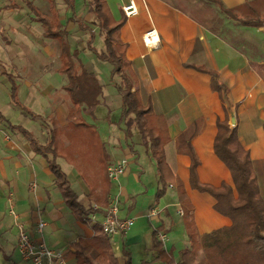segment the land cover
Here are the masks:
<instances>
[{
  "label": "crops",
  "instance_id": "crops-1",
  "mask_svg": "<svg viewBox=\"0 0 264 264\" xmlns=\"http://www.w3.org/2000/svg\"><path fill=\"white\" fill-rule=\"evenodd\" d=\"M19 1L0 0V115L5 119L0 117V264L30 262L22 260L18 250L19 233L11 204L17 213L26 216L27 227L35 238L54 248L64 249L67 263L76 264L71 254L73 242L79 238H91L94 234L93 226L83 223L82 218L77 217L65 203L45 158L33 150L30 140L22 131L9 128L6 121L23 126L42 143L49 140L51 131L55 129L58 163L67 173L77 193L74 183L81 188V193H78L79 201L86 208L97 204L103 213L117 197L121 216L139 214L142 217H138L136 223L145 216L150 223L145 225L150 227V231L158 229L167 235L164 247L167 251L172 250L174 258L178 260L179 252L189 242L182 213L179 223L182 233L176 240L173 237L170 239L173 228L179 225L174 220L173 208L177 207L176 213L182 211L176 182L168 184V192L159 203L140 206L138 197L142 193L154 196L158 187L157 172L150 181L144 180L146 166L139 165L142 155L149 156L150 152L142 143V137L134 142L136 128L133 129L132 138L127 140L124 130L117 122L116 131L115 123L109 120L110 117H107L109 122L105 123V118L99 120L100 115L97 114L100 107L110 106L106 97L114 96L116 88L109 89L108 84L101 81L104 93L93 115L85 110H77L72 118L70 113L73 105L68 94L67 99L60 103L51 100V91L58 90L60 85L66 93L68 77L62 71L63 67H51V59L55 56L46 54V42L42 38L36 39L34 32V36L30 33V29L34 31L35 21L30 18L32 20L29 26L28 16L32 17V13L25 6L26 0L24 3ZM134 1L140 10L136 17H128L123 9L130 0H114V4L108 0V4L116 19L127 17L122 37L128 43L127 56L138 79L141 101L144 105H151L156 113L163 114L168 121L171 140L165 145L166 159L176 177L183 181L194 204V216L203 252H215L221 243L220 235L229 237L233 231L232 218L224 209L230 201L231 189L236 193L234 181L229 167L215 151L218 122L228 119L230 125V114L227 110L228 102L213 87L211 74L195 66L208 67L219 73L220 80L229 87L227 100L232 102L237 118L250 108L258 111L259 97L264 102V89H250L243 97L234 99L231 96V84L237 76L251 73L247 68L250 57L245 56L243 61L239 54H264V27L241 25L228 18L218 3L208 0H185L189 7L180 5L177 0H161L162 5L158 4L159 0ZM219 1L224 7L230 8L253 0ZM152 29L160 37V45L155 48L148 47L143 41V34ZM40 34L42 35L41 32ZM93 63L95 62L85 66L101 80ZM12 79L17 84L20 102L35 113L31 105L38 106L42 113L37 114L43 118L34 119L25 112L31 117V120L27 119L30 125L19 119L25 116L22 114L23 110L11 100ZM241 79L244 80V77ZM110 84L116 85L112 81ZM256 84L257 81L254 85ZM249 94L253 98L252 105L245 110H238ZM238 121L237 119V125ZM190 136L192 149L200 160L197 185L192 183V159L187 153L186 144L183 140L181 149L178 144L179 138L186 139ZM123 158L129 159V163L115 185L108 176V166ZM75 161L81 163L83 174L78 171ZM134 164L138 169L137 173L132 172L131 166ZM33 180H36V186L32 185ZM137 181L141 182L138 191L133 186ZM222 185L226 186L225 189H218ZM201 187H204L203 191ZM171 190L176 192L175 197L169 196ZM125 197L132 198V201H126ZM153 209L158 210V214L150 216ZM47 218L56 221L65 218L72 222L74 228L70 231L75 230V233L70 232V239L66 244H63L66 235L64 228L45 234L49 225ZM40 219H45L47 223L42 232L37 230ZM150 231H145L144 225L133 227L126 234L116 235L112 242L116 247L117 240L121 250L135 245H144L146 249H150L152 238H147Z\"/></svg>",
  "mask_w": 264,
  "mask_h": 264
},
{
  "label": "trees",
  "instance_id": "trees-1",
  "mask_svg": "<svg viewBox=\"0 0 264 264\" xmlns=\"http://www.w3.org/2000/svg\"><path fill=\"white\" fill-rule=\"evenodd\" d=\"M63 1L71 13L70 22L76 23L80 30L88 34V49L94 53L96 58L109 62L113 66L111 80L115 82L121 94V115L117 124L124 130L127 140L132 138L133 129L137 128L141 134L142 143L156 161L158 187L155 193V202L159 203L161 198L167 194L169 183L176 182L177 184L178 200L183 211L182 221L189 245L179 252L177 260L174 258L172 250L165 249L163 242L158 237L159 230H154L149 249L152 259H145L142 264H149L152 261L167 264H264V195L261 191L252 152L242 143L238 125L230 126L228 119L219 121V131L215 141V151L229 167L234 181L236 193L231 189L230 201L224 211L232 218V227L237 234V239L208 261L203 252L200 233L195 221L194 204L183 181L176 177L166 159L165 145L171 140L168 121L163 114L156 113L151 105H144L141 101L138 79L132 68V62L127 56L128 43L122 37V28L127 17L116 19L109 7L108 0H85L88 12L95 17L104 37L106 48L101 51L95 46L96 30L78 16L75 0ZM209 1L218 3L228 18L241 25L264 27V0L247 1L230 8L224 7L219 0ZM25 6L30 9L33 21L42 24L44 38L57 40L61 47L60 52L64 57L63 71L68 77L65 89L68 91L73 105L70 116L73 118L77 110H85L93 115L96 107L101 103L104 86L96 73L90 72L86 68L79 56V50L72 48L70 32L60 19L57 1L52 0L51 2V9L56 15L55 19L43 13L33 0H26ZM190 65L194 66V64ZM195 67L211 74L214 89L228 102L230 90L220 80L219 73L208 67ZM11 100L34 119L43 118L20 102L18 87L13 79ZM0 117L3 118L2 115ZM6 123L9 128L22 131L30 140L33 150L45 158L55 176L54 183L72 212L79 218L94 212L93 206L86 208L79 201V195L73 188L67 173L58 163L57 131L53 129L49 140L42 143L23 126L14 125L8 121ZM183 140L186 144L185 148L188 149H186L187 153L192 159L190 166L192 183L198 184L197 167L200 160L192 149L191 136L186 139L183 137L178 139L180 149ZM129 147L133 149L132 145ZM225 187L222 185L218 189H225ZM201 190L203 191L204 187H201ZM93 229L94 234L91 238H79L72 244L71 254L75 258L76 264H121L111 238L103 232L101 227L94 225ZM123 255L126 264H133L127 250H123Z\"/></svg>",
  "mask_w": 264,
  "mask_h": 264
},
{
  "label": "rangeland",
  "instance_id": "rangeland-1",
  "mask_svg": "<svg viewBox=\"0 0 264 264\" xmlns=\"http://www.w3.org/2000/svg\"><path fill=\"white\" fill-rule=\"evenodd\" d=\"M15 1H19V0H15ZM23 1L24 0H20L19 2L24 3ZM56 1L58 4L60 19L70 32V39H71L72 48L79 50V52H80L79 56H80L81 60L83 61V63L86 64L87 66H89L90 63L95 62V63H93V65L95 66L96 69H98V72H99L100 77H101V81L108 84L107 88H109V89L116 88L115 91H113L114 96H110V98H109V96L106 97V100L108 98L107 101H109L108 104H110V106L108 105L109 108L107 105H105V106L100 107L99 110L97 111V114L100 115L99 120L100 119L103 120L105 118L104 122L107 123V122H109L107 117H110L109 120H111V122L112 121H114L113 123L118 122L120 115H121V103H120L121 102V94L119 91L117 92L118 88L116 85L110 84V81H112L111 80V71L113 68L112 64L109 62L102 61L98 58L95 59V57L93 56L94 53L91 50H89L87 47L88 34L84 31L80 30L76 23L70 22L69 17L71 15V13L67 9L64 1L63 0H56ZM177 1H178V3H180V5H182L184 7H189L188 3L185 0H177ZM34 2L37 4V6L41 9V11L43 13H45L46 15L51 17L52 19L56 18L55 12H53L51 9L52 0H34ZM75 3H76V12H77L78 16L82 17L89 25H91L96 30L97 37H96V41H95V46L101 51L105 50L106 46H105L103 34L101 33V30L98 26V23H97L95 17L88 12L87 3L85 2V0H75ZM111 4H114V0H111ZM30 18H32V17L29 15L28 21ZM31 20L32 19H30V21L28 23L29 26L31 25ZM34 25H35L34 31H33V29L31 30L28 26H26V28L28 27L30 29V33L32 35H33V32L35 33L36 39L42 38V40H44V42H46V44L48 46L47 47L48 53H46V54H52L55 56V57H52V59H51V67L52 68H57V67L62 68L64 65V62H63L64 57L62 56V54L60 52L61 47L59 46V43L57 42V40H54V39L43 38V26L41 23L35 22ZM40 32L42 33V35L40 34ZM58 55H59V57H58ZM239 56H240V58H242L243 61H245V56L250 57L248 59L249 65H247V68L250 70L251 73H248V74L245 73L243 76H241V75L237 76L235 78L234 82L231 84V87H232L231 96H234V99H237L238 97H243L244 95H246L249 92L250 89H253L256 91H261L264 89V54H239ZM243 77H244V80L241 79ZM51 78L59 79L58 77H51ZM116 81H118V78H116ZM256 81H257V84L254 85V83ZM113 83H115V82H113ZM60 86L58 87V90H52L51 95H50L51 100H54V102H56V103H60L64 99H67L66 94H68V98H69V93L67 92V90L65 93V91H63ZM248 98L246 99V101L244 102V104L240 108L238 107V110H245L246 107H249L252 105L251 100L253 98L251 97V95L248 96ZM259 105H260L259 106L260 109L258 111H255V108H250V110H248L244 113H241L239 118H237V119L239 120L238 121L239 122L238 129H239L240 139H241L242 143L244 144V146L249 148L252 151V157H253L254 165H255L256 171L259 174V180H261V181H259L261 191L264 195V102L262 101V99H260V97H259ZM31 107H33V109L36 111V113L37 112L42 113L41 109L38 106H32L31 105ZM109 109H111L110 112L108 111ZM22 114L25 117H20L19 119H21L24 123H28L30 125V122L27 121V119L31 120V117H29L24 111H22ZM10 117H11V115H10ZM50 118H53V117L50 115ZM115 125H116V123L114 124V129L117 131V129L115 128ZM230 125L234 126L231 123V121H230ZM105 133H108V130H105ZM134 135H135L133 137L134 142H138L139 140H141V134L137 128H136V133ZM40 139H42V138H40ZM137 145H138L137 147L140 149L139 144H137ZM123 146H125V142L123 143ZM117 148H120V146H117ZM119 152H121V151H119ZM122 156H124V155H121V157ZM65 158L67 161H69L68 157H65ZM103 162L105 163L104 160H103ZM74 163H75L78 171L81 174H83L84 172H83V168H82L81 163L76 162V161ZM154 163H155V160L152 156H150V155L147 156L146 154L142 155L141 164H139V165L146 166L147 174L144 176V180L150 181L152 179V177L155 176L157 171H156V166H154ZM134 166H136V164L131 166L132 172L137 173L138 169L135 168ZM121 177H120V179H121ZM117 181L118 180L112 181V182L116 185ZM74 184L76 186V189L78 190V193H81V188L78 186V184L77 183H74ZM133 186L135 187L136 191H138V187L141 186V182L137 181L133 184ZM57 193L59 194L58 189H57ZM144 194L145 193H142V195L138 197L139 202H140V206L142 204H144V206H150L152 203H155V194H154V196L153 195H147V194L144 195ZM57 196L59 197L60 195H57ZM169 196L175 197L176 192L174 190H171L169 193ZM170 197L168 198V200L171 199ZM125 200L130 202V201H132V198L130 199L129 197H125ZM166 202H167V200L165 201V203ZM176 210H177V207L173 208V216H174V220L176 221V224H179L181 222L180 216H181L182 211H178L176 213ZM148 214L149 213L147 212V215ZM132 215H133L132 217H142V216H139V214L138 215L132 214ZM72 216H73V219H76L74 215H72ZM46 220L48 221L49 225L45 230V234L47 235V234L51 233L54 229L64 228V230H66V233H65L66 235H65V238H63V240H64L63 244H66L70 239L69 238L71 235L70 232L75 231V230L70 231L72 228H74V226L72 225V222H69L70 220H67L65 218L62 220H59V221L52 220L51 218H47ZM82 222L85 223L86 225H89L88 223L84 222L83 220H82ZM145 224L150 225L148 219L145 218V216H144L141 219V221L136 223V225L133 227L136 228V227H141L142 225H144L145 231L146 230L150 231L151 230L150 227H146ZM179 227H181L180 224L176 225V227L173 228V231L171 232L172 236H170V239L173 237V239L176 240L178 237H180L179 235L182 233L181 232L182 229ZM147 238H150V239L152 238V231H150V233H148ZM114 239H116V237ZM236 239H237V234H236V232H234V230L232 231V234L229 237H226L223 234L220 235V242L221 243L218 245V248L215 250V252L204 253V255L206 256V259L208 261H210L216 254L220 253L221 251H224V249H226L232 243H234L236 241ZM119 246H120V244L116 240L115 251H116L117 255L120 257V263L126 264L125 263V257L123 255V250H121V248ZM126 250L130 253L133 264H142L143 260H145V259L151 260L152 259L149 249H146L144 245L131 246L130 248H127ZM29 263L30 262H28V263L26 262L23 264H29ZM149 264H167V263L152 261Z\"/></svg>",
  "mask_w": 264,
  "mask_h": 264
},
{
  "label": "built area",
  "instance_id": "built-area-1",
  "mask_svg": "<svg viewBox=\"0 0 264 264\" xmlns=\"http://www.w3.org/2000/svg\"><path fill=\"white\" fill-rule=\"evenodd\" d=\"M159 5L163 1H158ZM124 11L128 17H136L140 14L138 5L134 0L123 6ZM143 41L148 47H158L160 45V37L155 29L149 30L143 34ZM129 160L123 158L117 162H113L108 166V176L111 181L119 180L124 174ZM32 185L36 186V180L32 181ZM172 186V185H171ZM11 197V195H10ZM12 214L16 217V225L18 228V250L22 260L30 261L31 264H70L65 259L64 249L54 248L46 242L34 237L33 232L27 227L26 216L19 214L14 210L13 204ZM94 212L86 214L82 220L91 226L97 225L102 228L103 232L113 240L116 235L126 234L139 220L138 217L121 216V209L119 206V199L116 197L111 206L103 213L101 207L95 204L93 206ZM158 214V210L153 209L150 216ZM183 214V211H182ZM46 221L40 219L37 223V230L42 232L46 226ZM159 239L164 242L167 235L164 232H159Z\"/></svg>",
  "mask_w": 264,
  "mask_h": 264
},
{
  "label": "water",
  "instance_id": "water-1",
  "mask_svg": "<svg viewBox=\"0 0 264 264\" xmlns=\"http://www.w3.org/2000/svg\"><path fill=\"white\" fill-rule=\"evenodd\" d=\"M227 110H228V112L230 114L231 123L234 126L237 125V115H236V111H235L231 101H228V103H227Z\"/></svg>",
  "mask_w": 264,
  "mask_h": 264
}]
</instances>
